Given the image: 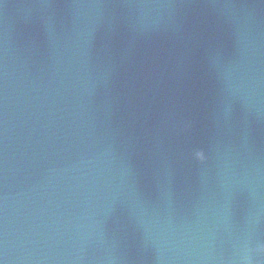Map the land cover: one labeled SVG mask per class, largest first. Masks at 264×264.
I'll return each mask as SVG.
<instances>
[{
  "label": "water",
  "instance_id": "95a60500",
  "mask_svg": "<svg viewBox=\"0 0 264 264\" xmlns=\"http://www.w3.org/2000/svg\"><path fill=\"white\" fill-rule=\"evenodd\" d=\"M262 248L264 0H0V264Z\"/></svg>",
  "mask_w": 264,
  "mask_h": 264
},
{
  "label": "snow or ice",
  "instance_id": "6c2138e0",
  "mask_svg": "<svg viewBox=\"0 0 264 264\" xmlns=\"http://www.w3.org/2000/svg\"><path fill=\"white\" fill-rule=\"evenodd\" d=\"M194 156H195L196 159H200V160L204 159V154H203V152H200V151H196L194 153Z\"/></svg>",
  "mask_w": 264,
  "mask_h": 264
},
{
  "label": "clouds",
  "instance_id": "9594fccd",
  "mask_svg": "<svg viewBox=\"0 0 264 264\" xmlns=\"http://www.w3.org/2000/svg\"><path fill=\"white\" fill-rule=\"evenodd\" d=\"M261 251H264V248H262Z\"/></svg>",
  "mask_w": 264,
  "mask_h": 264
}]
</instances>
